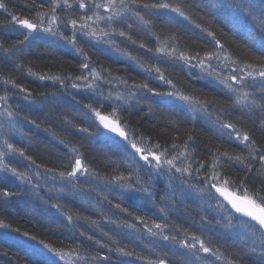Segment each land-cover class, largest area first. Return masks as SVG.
I'll use <instances>...</instances> for the list:
<instances>
[{"label": "trees", "instance_id": "trees-1", "mask_svg": "<svg viewBox=\"0 0 264 264\" xmlns=\"http://www.w3.org/2000/svg\"><path fill=\"white\" fill-rule=\"evenodd\" d=\"M0 2L6 4L8 12H14L33 21L36 20L35 13L49 11L48 0H0ZM243 2L251 3L258 13L264 10V0ZM241 3L242 0L203 2L186 0L189 21L176 18L167 12L153 18L155 20L153 31L159 36V40L151 32L143 30L142 26L130 21L132 27L129 32L136 40V44L118 38L122 39L121 51H112L106 44L89 43L83 38L77 43L89 54L92 67L105 70L104 76H108L110 71L114 80H127L129 84L148 83L158 92H167L173 90L172 86L158 79H145L146 73L139 67L137 61L145 65H154L155 61L148 59L153 53H147L138 45L140 42H146L152 48L166 47L173 43L168 39L172 27L180 29L179 44L186 55L199 52L203 58L205 53L214 48L212 37L196 28V25L200 24L202 28L214 31L216 37L225 44L231 59L237 60L239 66L242 67L244 63L258 66L256 60L249 54L252 41L248 36V30L251 28L255 32L257 42L264 33H261L253 21L241 11ZM58 13L62 20L71 18L61 10H58ZM47 20L46 17V26ZM52 27L55 28L56 25ZM61 29L65 34L70 33V28H64L63 24ZM26 32L27 30L22 27L11 26L7 13L0 10V80L10 78L15 81L17 85L32 93L27 100L39 104L35 111L24 109L20 100L24 99L26 93L19 92L18 88H12L11 85L7 86L8 90L5 91V86L0 84V96L10 95L11 107L19 112L17 134H11L15 137H12L10 142L14 143L15 148H22L25 152V157L18 153L6 156L5 163L26 173L31 177L33 184L39 185L33 189L31 185L16 180L10 174L0 173V193L5 189L16 193L10 198L0 195V223L9 225V229H0V264H48L50 254L38 257L33 255L30 245L36 242L29 239L32 236H35L37 241L42 240L58 251L66 253L67 264H73L77 252L82 258L79 264H100L99 261L92 259L97 255L110 256L109 261L104 264H144V261L137 260L135 256L118 257L114 251L109 253L108 247L111 246L112 240H116L121 246L126 245L128 251H134L138 255L150 256L152 249H156L161 255L167 254L171 264H184V257L180 255L184 250L179 249L176 255H173L170 249L175 247L174 244L150 236L143 225L135 220L136 216L143 217L149 226L153 220L164 223L166 234L172 233L178 237H183L185 233L188 236L193 234L200 236L214 248L218 244L223 245L227 239L230 247L225 254H235L243 236L240 229H232L230 232L225 229L224 221L215 210L208 208L206 202L191 196L182 197L179 191L173 194L169 189L166 192V179L153 182L154 201L134 193L121 195L119 189L112 190L107 181L120 171L128 175V164L112 141L100 136L90 127L92 121L79 110L84 101L76 105V101L70 95L77 91L71 88L73 82L83 83L77 81L76 77L86 75L88 72L81 67V57L69 44L56 36H53L55 40L51 41H61L65 45L59 44L58 47L55 43L48 45L38 40L24 46L19 42L24 41ZM8 49H11L10 53H6L5 50ZM125 52L135 59H129ZM228 63L230 64V61ZM16 65H20L21 68L18 69ZM160 67L166 77L173 81L176 91L207 103L213 115L222 114L230 122L235 123L241 132L251 131L257 141L264 143V135L258 126L254 127V121L260 115L259 111L241 112L235 108L232 100L222 91V87L211 77L200 74L198 69L190 70L183 67L179 61L170 66ZM152 75L155 76V73ZM40 76L71 79L65 80L66 87H61L60 83L53 79L40 80ZM110 88L113 94L127 92L119 83L104 84L105 92ZM256 103L260 104L261 101L257 99ZM23 117L28 119H22ZM125 119L129 122V129L151 136L153 142L166 146H170L174 140L182 145L188 136L192 135L198 157H206L209 149L214 151L216 147H227L221 145L220 140L215 137L203 113L182 111L174 107L172 99L167 96L153 97L148 94L139 100L130 113H125ZM177 119V127H171V122ZM5 123L4 120L2 124ZM80 128H88L89 131L82 132L79 131ZM0 138L2 141L0 150L7 151L3 146V138ZM61 140L76 144L80 148L84 165L90 172L96 174L90 177L88 182L79 183L74 190L68 187L61 191L59 182L46 180L52 175L45 171L46 168L59 171L65 170L68 166L70 159L67 155L68 150L60 143ZM229 151L235 152L238 149ZM37 164L40 168H36ZM229 172L233 177L241 175L235 169H229ZM84 179L81 177V180ZM117 202L125 211L115 206ZM53 204L61 205L60 210L54 208ZM161 207L165 208L164 212L160 211ZM69 215L73 217L71 223L67 219ZM110 220H117L121 225L135 224L136 230L128 229L126 226L117 228L109 223ZM89 235L93 240L87 239ZM97 239L101 244L107 241L108 245L101 247L95 243ZM59 264H65V261H59ZM200 264H212V258L201 261Z\"/></svg>", "mask_w": 264, "mask_h": 264}, {"label": "snow or ice", "instance_id": "snow-or-ice-1", "mask_svg": "<svg viewBox=\"0 0 264 264\" xmlns=\"http://www.w3.org/2000/svg\"><path fill=\"white\" fill-rule=\"evenodd\" d=\"M48 5L49 11L35 13L36 20L34 21L18 16L14 12H8L3 2H0V10L7 13L8 23L11 26H19L27 30L24 35L25 41L32 33L44 32L65 41L81 57V67L88 72L86 75L81 74L76 77L77 81H83V83L73 82L71 88L77 91L70 95L76 101V105L84 101L79 110L92 121L90 127L94 128L100 136L112 141L128 164V175L120 171L107 181L112 186V190L119 189L121 195L134 193L154 201L153 182L166 179V192L171 189L173 194L179 191L182 197L191 196L206 202L208 208L215 210L224 221L225 229L230 232L232 229L239 228L243 236L235 254L226 255L225 252L230 247L227 239L223 245L218 244L214 248L205 239L195 234L188 236L185 233L183 237L172 233L166 234L164 223L153 220L149 226L143 217L136 216L135 220L143 225L150 236L159 237L165 242H172L175 246L170 249L173 255H176L177 250L183 249L180 255L184 257V264H200L201 261H206L210 257L212 264H218V262L219 264H264V143L257 141L251 131L241 132L235 123L230 122L222 114L213 115L207 103H202L194 97L176 91L173 81L166 77L160 67V65L170 66L179 61L183 67L190 70L198 69L200 74L211 77L222 87V91L232 100L235 108L241 112L259 111L260 115L254 121V127L258 126L261 134L264 135V36H261L257 42L255 32L249 28L248 36L252 41L249 54L256 60L258 66L244 63L242 67L239 66L237 60L231 59L225 44L216 37L214 31L202 28L200 24H197L196 28L206 32L207 36L212 37L214 41L213 50L205 53L203 58L199 52L187 55L184 53L179 44L180 29L176 27L169 30L168 39L173 43L166 47L152 48L146 42H140L138 47L147 53H153L148 59L155 61L154 65H145L137 61L139 67L146 73L145 79H158L172 86L173 89L158 92L148 83L129 84L127 80H114L110 71L108 76H104L105 70H97L90 65L89 54L79 47L77 41L83 38L89 43L106 44L114 47L116 51H121L122 39L118 38L127 39L131 44H136V40L129 32L132 27L131 22L142 26L143 30L151 32L159 40V36L153 31L155 25L153 18L167 12L172 13L176 18L189 21L186 0H103V2L100 0H48ZM38 6L43 7L44 5ZM240 8L260 32L264 33V10L258 13L251 3H244L243 0ZM58 10L65 12L71 18L62 20ZM100 10L103 12L101 13ZM46 17L48 18L47 26ZM61 24L64 28H70L69 34H65L61 29ZM52 25L56 27L53 28ZM19 43L22 44L24 41ZM5 51L10 53L11 49ZM124 54L129 59H135L127 52ZM16 67L21 68L20 65ZM152 73H155V76ZM39 79H53L59 82L61 87H66L65 80L71 78L40 76ZM105 83L109 85L119 83L127 89V92L121 91L113 94L111 88L105 92ZM0 84L5 86V91L8 90L9 85L12 88H18L19 92L26 93L24 96L26 100L32 96L30 91L17 85L10 78L0 80ZM78 93L82 94L78 95ZM148 94L153 97H170L174 107L182 111L203 113L215 137L220 140L221 145L227 147H216L214 151L209 149L206 157H198L196 155L197 146L192 135H189L182 145L174 140L170 146H166V144L153 142L151 136H145L143 133H137L135 129H129L125 113H130L139 100ZM257 99L261 101L260 104L256 103ZM18 116L19 112L14 111L9 104V97L0 96V117H3L6 122L0 124V137L3 138V146L7 149V151L0 150V173L10 174L16 180L29 184L35 189L39 185L33 184L30 176L5 163V157L15 153L25 157L24 150L15 148L14 143L10 142L11 134L17 130ZM22 119L28 118L23 117ZM177 124L178 119L171 122V127L175 128ZM79 131L88 132L89 129L80 128ZM60 143L68 150L67 155L70 158L68 166L65 170L59 171L46 168L45 171L52 174L46 180L59 182L61 191L68 187L74 190L79 183L88 182V179L96 174L90 172L84 165L80 148L76 144L64 140ZM229 149H238V151L230 152ZM36 168H40V165L37 164ZM229 169H235L241 175L233 177ZM81 177L85 179L81 180ZM0 195L10 198L16 193L5 189ZM52 206L57 210L61 208L59 204ZM115 206L125 211L119 202ZM160 211L164 212L165 208L161 207ZM67 219L71 223L73 217L69 215ZM109 223L117 228L126 226L128 229L136 230L135 224L121 225L117 220H110ZM0 229H9V225L0 223ZM24 235L27 236L26 233ZM80 235L84 234L80 233ZM29 239L36 242L30 245L34 256L50 254L51 259L48 264H59V261H65L67 264L66 253L58 251L42 240L37 241L35 236ZM87 239L91 241L93 237L89 235ZM95 243L101 247L108 245L107 241L101 244L99 239ZM44 250L47 252L45 253ZM108 251L109 253L114 251L118 257L135 256L137 260L144 261V264H171L167 254L161 255L156 249H152V255L142 256L134 251H128L126 245L121 246L116 240H112ZM80 259L82 258L77 252L73 264H79ZM92 259L104 264L109 261L110 256L97 255Z\"/></svg>", "mask_w": 264, "mask_h": 264}, {"label": "rangeland", "instance_id": "rangeland-1", "mask_svg": "<svg viewBox=\"0 0 264 264\" xmlns=\"http://www.w3.org/2000/svg\"><path fill=\"white\" fill-rule=\"evenodd\" d=\"M38 32V31H37ZM42 35H43V37H46V38H48L47 40H55L54 39V37L52 36V35H50V34H47V33H43V32H40L39 31V33H32L30 36H29V39L28 40H24V37H23V40H24V46H27L29 43H32V42H37L38 40H37V38L39 39L40 37H42ZM54 43H56V44H63V45H65V43H63V42H61V41H57V42H54ZM37 44H39V42L37 43ZM107 48L108 49H111L112 51H115V48L114 47H109L108 45H107ZM110 50V51H111ZM115 54V53H114ZM4 96V95H3ZM8 97H9V104L11 103V100H12V97L10 96V95H8ZM10 106H11V104H10ZM12 108V107H11ZM13 109V108H12ZM14 111H16L15 109H13ZM4 121V118L3 117H0V124H2V122ZM14 134H17V132L16 131H14L13 132ZM11 137H15L14 135H12ZM1 139V138H0ZM2 145V141H0V146Z\"/></svg>", "mask_w": 264, "mask_h": 264}, {"label": "bare ground", "instance_id": "bare-ground-1", "mask_svg": "<svg viewBox=\"0 0 264 264\" xmlns=\"http://www.w3.org/2000/svg\"><path fill=\"white\" fill-rule=\"evenodd\" d=\"M36 33H39V32H36ZM44 33V32H43ZM48 38H46V37H43V35H42V37H40L39 39L37 38V40H39L40 42H42L43 44H48V45H52V44H54V42H52V41H50V40H47ZM56 44V43H55ZM56 45H58V44H56ZM58 47H60L59 45H58ZM64 49H65V47H63ZM66 48H67V46H66ZM62 49V48H61ZM63 49V50H64ZM9 59V58H8ZM11 59V58H10ZM20 103H21V105H23V108L24 109H30V110H36L37 109V107H38V103L36 102V101H31V100H24V99H21L20 100ZM20 105V104H19Z\"/></svg>", "mask_w": 264, "mask_h": 264}, {"label": "water", "instance_id": "water-1", "mask_svg": "<svg viewBox=\"0 0 264 264\" xmlns=\"http://www.w3.org/2000/svg\"><path fill=\"white\" fill-rule=\"evenodd\" d=\"M106 131V130H105ZM111 135H115V134H111Z\"/></svg>", "mask_w": 264, "mask_h": 264}]
</instances>
